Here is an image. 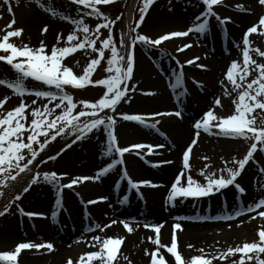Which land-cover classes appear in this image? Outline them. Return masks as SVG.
<instances>
[{
    "label": "snow or ice",
    "instance_id": "6c2138e0",
    "mask_svg": "<svg viewBox=\"0 0 264 264\" xmlns=\"http://www.w3.org/2000/svg\"><path fill=\"white\" fill-rule=\"evenodd\" d=\"M7 4L9 0H4ZM37 5L46 13L53 17L59 16L63 21L70 23L71 30L66 35L58 32L56 34V42L50 47L41 41L39 47H31L28 44L17 46L10 41L13 37H22L23 29L7 31L15 23L13 20L6 26V34L0 39V52L5 54L0 55V61L11 66L15 75L10 79L0 78V85L6 86L14 94L20 97V102L12 109L2 112L0 111V189H3L9 182H14L24 173L30 174V182L25 187L21 194L15 195L9 204L4 205V210L0 211V217L6 215L13 205L17 207V211L32 218H47L44 213L35 211H25L18 203L23 199V194L28 193L34 185L45 183L52 186L56 192V199L51 210L52 220H56L60 211L63 209L62 194L65 189H72L74 186L88 180H98L101 176L107 174L111 169L118 165H124V156L130 152H136L137 155L141 151L148 149L146 155H152L157 148H163L164 145H150L144 143H135L128 146H121L118 142L116 133L117 119L114 115H109L105 112L108 110L111 113L116 112L117 106L122 102H130V93L135 92L136 86L129 87V83L133 79L135 68V47L137 44L144 45L149 50L159 48L164 42L170 41L173 38L187 37L190 33L205 34L210 27V19L215 17L219 24L226 25L231 22V18H222L214 9L221 6L224 0H199V3L204 6V9L192 18V22L184 30H173L151 37L147 34L139 32L145 17L148 14L149 8L156 0H143V6L140 9V18L136 22L135 27L131 28L132 35L127 44L126 55H121L113 38L112 28L116 21L121 17H116L115 20L109 19L101 10V5H107L113 0H70V3L77 6H83L88 9L78 18L65 14L59 11L51 4V0L46 3L44 0H35ZM258 4L264 7V0H258ZM237 9L243 10L242 4L236 5ZM171 10V9H170ZM9 13L12 8H8ZM77 12L80 8L76 9ZM85 16H95L101 22L95 24L94 28L90 27L85 22ZM258 24L264 26V15L259 17ZM108 30L107 38H102L101 30ZM48 26L42 28V34L47 32ZM258 28L256 25L248 27L242 37V63L237 60H232L225 72V79L232 85V92L236 96L232 99L233 110L231 114L218 115L213 107L204 111L199 119H196L193 124L195 130L191 142L187 145L182 153V168L175 175L174 180L170 183L166 202L174 204L180 198L196 199L210 197L218 192L234 186L238 193L245 194L246 190L237 182L238 177L245 170L249 161L254 159V154L257 151L264 152V127H256L254 119L250 118L253 109L259 108L264 110V63H259L253 58L254 52L258 57L264 58V50L259 47H252L250 34H256ZM99 41V46H98ZM120 45L125 46L123 38L120 39ZM192 47L191 44H184L177 49L179 52H184ZM83 50L87 55L95 54L88 59L82 71L78 74L74 72L73 67L65 63L66 58L71 57L78 51ZM105 50L110 51V57L107 58V67L105 72L107 75L101 79H93V74L97 67L105 59ZM200 57H195L187 61L188 65L195 64ZM76 66H79V61H74ZM179 66V71L171 69L170 72L174 76V80L169 84L170 88L177 89L184 87V65L179 60L176 61ZM204 69L205 65H198ZM255 72L256 75L251 80L247 78ZM39 82L40 86L29 88L26 84L28 79ZM197 87L203 85L194 81ZM224 85V81H220ZM103 86L105 91L94 102L79 101L83 107L79 111L77 102L66 91L68 86L75 89H83L86 86ZM186 91V89H185ZM185 91H178L177 98L183 96ZM144 95H154L153 92H145ZM224 94L231 96L227 86H224ZM25 96H33L30 103H26ZM8 97L0 100V108L6 102ZM38 101L43 103L38 104ZM51 105V106H50ZM220 97H215L214 107H221ZM182 117L179 110L174 112H154L151 114H128L121 113L120 119L123 121L137 122L145 128H150L159 131L157 125L159 120L157 117L162 116ZM155 120L154 123L149 122ZM218 129L216 135L228 138H244L253 139L254 142L250 145L246 155L242 159L237 160L232 158L231 163L238 167H229L228 161L224 162V167L216 171H210V165L204 164L199 170V175L203 177V183L193 178L191 175L190 153L193 146L197 144L200 131L211 133L213 129ZM101 131L105 135V149L102 155L106 157L117 158L111 159L110 163L98 168L95 175L70 177L68 183H62L67 173H58L57 171H48L40 173L33 171V166L46 164L49 161H55L67 148L72 144L80 141L88 136L89 133ZM25 133H27L25 137ZM73 136L71 143H67L65 148L61 149L60 153L48 156L47 159H38L40 154L45 150L46 146L55 141L60 136ZM163 135V134H162ZM43 138V140H41ZM38 146V147H36ZM27 151L28 155H25ZM30 156V158H29ZM207 160V157H202ZM165 164H171L173 161H165ZM160 167L163 165H153ZM264 173V167L260 169ZM121 179L126 180L130 186V190H135L140 194L142 186L157 188L161 185L154 184L150 180L133 181L128 175L126 166L122 170ZM119 180L116 186L119 185ZM264 188V185L261 186ZM4 193L0 191V196ZM107 197H99L96 200H90L88 204H97L106 200ZM128 201V196H124L123 202ZM245 213H255L249 217L254 220L257 217L264 219V197L257 201L248 204L243 209L237 207L231 212L226 213L221 217H211V219L232 220ZM90 218V217H86ZM177 219H191V217H177ZM129 233L134 231V228L125 220L120 221ZM116 220H111L107 225L96 223L95 229L104 231L106 228L116 224ZM243 221H241V224ZM240 226L239 224L237 225ZM145 228H151L155 233V239H148L156 245V248L149 252L145 249V255L151 257L150 264H168L160 249H166V252L174 257L175 264H185L181 253L178 251L177 230H182V225L176 223L173 226L171 244L162 245L160 230L161 225L148 224L145 222ZM231 227V225H229ZM86 231H93V226L89 225ZM124 240L121 238L92 236L88 242L90 247H99L98 251H88L82 253L76 264H92L93 261H98L99 264H115L118 259V253ZM189 247H192L189 245ZM43 250L49 252L54 251V245L51 242L34 243L31 241L19 242L13 251H0V262H8V264H18V259L23 250ZM204 252L203 249L200 250ZM240 254L239 260L233 259L232 264H264V225H261L258 231V240L253 242H245L242 246L228 248L226 251H220L219 256L212 254L211 259H206L205 255H197L191 258L190 264H213L214 259L228 260ZM159 257V258H158ZM66 264H74L72 258H68Z\"/></svg>",
    "mask_w": 264,
    "mask_h": 264
},
{
    "label": "bare ground",
    "instance_id": "6f19581e",
    "mask_svg": "<svg viewBox=\"0 0 264 264\" xmlns=\"http://www.w3.org/2000/svg\"><path fill=\"white\" fill-rule=\"evenodd\" d=\"M136 3L137 0L132 1L127 19L135 9ZM226 3L217 6L216 9L222 12L224 18H231V22L221 25L218 21L212 22L211 20L209 30L204 38L199 37L198 33H190L189 39H192L191 42H193L190 49L179 52L177 49L182 45H173L172 48L166 49L161 54L158 53V59L153 64L149 59L142 57L138 59L139 73L145 78L144 81H147L146 89L149 88L155 94L144 95L145 92H142L141 87L139 88V95L126 104L135 109L136 113L141 114L161 111L174 112L176 110L181 111L183 114L181 118L172 116L160 119L157 125L159 131L145 128L142 125L132 127L131 125H122L118 128L117 133L122 142H130L126 146L144 143L154 146L163 144L164 147L155 149L152 155H146L148 149L142 150L140 155H137L135 151L126 154L124 156L125 164L118 165L119 173L115 177L114 174L107 173L101 176V179L85 185L80 183L75 188L77 193L81 195L80 198L73 191L65 189L62 194L65 205H63V209L55 221L49 215L53 209L54 199H56L54 188L48 186L42 189L40 193L36 194L32 202L25 206L42 209V212L46 213L47 218L52 221L29 219L27 216L22 217L17 211L15 214L16 221L8 223L0 229V245L10 247L15 243L17 245L18 242L26 241L37 244L51 242L55 250L51 252L47 249L27 250L24 253L28 254V257L23 261L21 257L20 263L61 264L60 260L63 256L64 259L66 258L64 264H66L68 258H72L74 262L79 259L82 253L98 251L99 247H90L88 242L92 236H100L102 238L123 239L122 249L129 255L133 264H150L151 257L145 255V249L152 248L154 250L156 248V245L148 239L149 237L155 239L156 233L151 228H145V222L161 225V244L168 246L171 244L174 224L180 223L182 225V230H177L176 235L178 238V251L181 253L185 264H190L191 258L197 255L207 254L205 255L206 259H211L213 253L219 256L220 251H226L230 247L235 248L236 246L233 245H237L241 239L258 240V231L260 226L264 225V219L257 217L250 220L249 217L255 215V213H245L232 220L211 219V217L224 216L237 207L243 209L248 204L253 203L254 200L257 201L259 198L264 197V188L261 187L264 185V173L262 172L256 173L255 170L249 169L242 174L245 194H240L238 191H232L228 188L219 195L204 197L201 200L180 198L174 204H170L164 199L165 191H169L170 183L182 168V157L179 160L178 150L183 146L184 151L191 142L195 132L193 128L194 121L199 119L200 114L208 110L205 108L212 107L215 97H220L223 106L233 107L231 96L224 94V87L220 83L222 81L220 69L223 63L234 55L236 49L243 47L241 28L253 21L256 13L264 10V7L258 4V0H235L231 5ZM0 4L2 5V1ZM237 4H242L244 9H237ZM226 5L229 8H226ZM179 7L173 13L160 15L152 19L148 26L152 33H160L169 27L185 26L190 21V14L197 7V3L193 1L190 4H181ZM53 20V16H50L40 7H36L34 13L25 15L23 22L26 28L25 38L29 36L39 40L48 39V34L44 36L37 33L34 26L42 21L46 23ZM43 25L45 24H42L41 27ZM53 38H55V35ZM224 43L228 45L225 49L222 47ZM235 44L238 45L237 48ZM198 48H205L206 53H198ZM191 54L193 55L192 58L189 57ZM197 56L200 57L199 61L192 65L187 64L188 60ZM176 59L184 63V75L189 77L192 85L190 83L188 85L193 86L194 95L191 94L186 98L181 96L179 102L173 103L167 96L164 81L169 82L174 79L170 70L174 69L173 65ZM198 65H205L206 68L202 69ZM159 70H163V72L160 73ZM192 72L195 78L190 77ZM0 76L4 77L3 72L0 73ZM194 81L200 82L203 87H197ZM186 94L189 95V93ZM151 110L153 112H150ZM150 122L154 123L155 120ZM217 131L218 129L215 128L211 133H205L201 130L198 142L193 146L190 153L191 175L201 183H203V177L198 173L204 164L210 165V171L217 170L222 157H230L236 152L237 139L216 135ZM69 150H65L61 155L63 157L58 162L52 163L58 167L59 173H67L68 179L78 177V172L84 174L94 172L95 175L97 166L101 162L110 159V157L99 154L97 148L92 145L83 148L80 152L71 153ZM69 155H71V158L67 157ZM113 157H116V155L114 154ZM202 157L208 159L205 160ZM165 161H173V163L165 164ZM153 165L163 166L154 167ZM125 166L128 175L131 179L134 178L133 181L136 179H140V181L150 180L161 186L157 188L148 187L142 189V191L140 189V193L143 194L142 198L139 193L134 191L129 201L122 203L121 198L127 195V182H119L118 186H116V182L118 180L126 181L121 179L122 170ZM228 166L233 167L231 162ZM82 175L80 174V176ZM111 178L117 179L108 182ZM67 182L69 180L65 183ZM96 193L99 195L96 196ZM91 194H95V197H86ZM100 196H106L107 199L98 205L87 203L90 199ZM177 217H191V219H177ZM111 220H116L117 223L104 231L94 229L86 233L83 230V226L87 228L89 225L93 226L96 223L103 226L109 224ZM125 220L134 228L132 233H129L120 222ZM241 221H243L242 224ZM189 245L192 247H189ZM201 249L204 250L203 253H201ZM160 252L164 255L168 264H175L174 257L167 253L166 249L161 248ZM24 253L21 254L24 256ZM119 253L121 254V252ZM237 256L238 254L226 261L219 259L221 262L214 259L213 264H232V260L237 259ZM92 264H99V262L93 261Z\"/></svg>",
    "mask_w": 264,
    "mask_h": 264
},
{
    "label": "rangeland",
    "instance_id": "374dc122",
    "mask_svg": "<svg viewBox=\"0 0 264 264\" xmlns=\"http://www.w3.org/2000/svg\"><path fill=\"white\" fill-rule=\"evenodd\" d=\"M2 1V5L0 4V39H2V37L6 34V26L9 25L13 20L15 21L14 24H12L11 28H7V31H12V30H16V29H23V35L22 37H13L10 38L11 43L17 45V46H23L24 44H28L31 47H39V44L41 41H44V43L46 45H48L49 47L51 45H53L56 42V34L58 32L66 35L68 31L71 30V25L69 22L67 21H63L59 18V16L57 17H53V21L49 22L47 21L46 23H44V21L39 22L37 24H35L34 26V30L37 33H41L42 34V28L47 25L48 26V30L47 32L43 33L42 35L46 36L48 34V39H36V38H32V37H26L25 38V34H26V28L24 26V20H25V15H31V13H34L36 10V7H39L37 5V3L35 2V0H9V3H5L4 0H0V2ZM133 0H113V2H110L107 5H101L100 6V10L109 17V19L111 20H115L116 17H121L120 20L116 21V23L114 24L113 28H112V33H113V38L114 41L116 43V46L119 49V52L121 55H126L127 52V44L130 41V37L132 35H134V33H132L131 28L135 27L136 22L139 21L140 18V9L143 6V0H137L135 9L133 10V12H131V16L128 17L127 19V13L129 10L130 5L132 4ZM193 1H196L197 3V7L191 12V18L190 21H188L186 23L185 26L182 25V27H169L164 29L163 31H161L160 33H152V31L150 30L149 26V22L154 19L159 17L160 15H164V14H170L173 13L175 11V9H179V5H185L186 3L190 4ZM235 0H226L224 1L227 5H231L233 4ZM44 2L47 3L49 2V0H44ZM136 2V1H135ZM51 4L53 6H55L59 11L64 12L65 14L74 16V17H79L82 13L87 12L88 9L83 8V6H77V5H73L70 3V0H51ZM226 5V8H229V6ZM225 6V5H224ZM11 7L12 8V12L9 13L8 8ZM80 8V11L77 12L76 9ZM217 7H215V11L222 17V12H220L219 10L216 9ZM223 8V6H222ZM171 9V10H170ZM204 9V6L202 4L199 3V0H156V2L149 8L148 10V14L145 17L144 23L142 24L141 28L139 29V32L142 34H147L153 38L158 37V35L166 33L168 31H173V30H184L186 28V26L188 27L189 23L192 22V16L199 14V12H201ZM225 9V7H224ZM261 15H264V10L260 11L259 13H256V16L254 18L253 21L249 22L247 25H244L241 28V34L243 35V33L247 30L248 27H251L253 25H256L258 28V32L256 34H250V40L252 41V47H259L261 50H264V26H260L258 24L259 21V17ZM51 16V15H50ZM213 19H210V21L212 20V22L217 21L215 17H212ZM85 22L89 24L90 27L95 26L96 23L101 22L98 18H96L95 16H85L84 17ZM42 24H45L42 26ZM58 24V25H57ZM61 28V29H58ZM49 32V33H48ZM243 32V33H242ZM108 30H101V37L102 38H107L108 36ZM206 34V33H205ZM205 34H197L199 37L204 38V36H206ZM55 35V38H53ZM190 35V34H189ZM189 35L187 37H181V38H173L170 41H166L164 42L159 48H153L151 50H149L148 48H146L144 45L141 44H137L135 47V68H134V73H133V79L132 81L129 83V87L131 88L132 86H136V91L133 93H130V100L133 98H136L139 95V88L142 87V92H151V90L148 88L146 89L147 85V81H144L145 78H143V76L139 73V66H138V59L139 57H142L144 59H150L151 63L153 64L155 60L158 59L157 54H161V52L166 51V49L168 48H172L173 45H177V46H181L183 44H193V42H191L192 39H189ZM241 35V37H242ZM123 38L125 41V46H121L120 45V39ZM127 41V42H126ZM176 41V42H175ZM178 42V43H177ZM98 46H99V41H98ZM227 43L222 44V47L225 49L227 48ZM236 48L238 47L237 44H235ZM204 52L206 53V49L205 48H198V53ZM5 53L0 52V55H3ZM234 55L231 56L229 59H227L223 65L221 66L220 69V76L222 77V81H224V86H227V89L231 92V99H233L236 96L235 92H232V85L230 84V82H228L225 79V72L227 70V67L230 65V62L232 60H237L238 62L242 63V48L240 49H236L235 52L233 53ZM95 54L93 53H89L86 55L85 52L83 50L78 51L77 53L73 54L71 57L66 58L65 63L69 66L73 67L74 72L76 73H80L83 69V67L86 65L88 59H90L92 56H94ZM192 54L189 55L190 58H192ZM252 56L254 59H256L259 63H264V58L258 57L254 52L252 53ZM110 57V51L109 50H105V59L102 60L101 64L97 67V69L95 70L94 74H93V79H101L104 78L107 73L105 72V68L107 67V63L106 60L107 58ZM79 61V66H76L74 61ZM178 60V59H176ZM182 61V59H181ZM174 69L178 70V68L176 67V64L174 63L173 65ZM201 70V69H198ZM3 72L4 77L0 78H6V79H10L12 77H14L15 73L13 71V69L11 68V66L7 65L5 62L0 61V73ZM159 72H163V70H159ZM185 73V72H184ZM256 75L255 72H252V74L247 78L248 80H251L252 78H254ZM190 77L195 78L193 72L190 75ZM188 78V79H187ZM174 80V79H173ZM173 80L171 81H164V85L166 87V93H168V97L171 100V102L174 103V101L176 99H181V97L177 98L176 93L178 91H188L189 95H183L184 98L190 96L191 94L194 95L193 93V86H191L192 84L189 81V77H184V87L183 88H177V89H173L169 87V84L173 82ZM188 83H190L191 85L189 86ZM26 84L29 88L31 87H36V86H40L39 82H36L32 79H28L26 81ZM102 87L103 86H86L83 89H75L71 86H68L66 88V91L71 94L74 98V102H77V109L75 111H79L83 106L79 104V101H90V102H94L95 100H93L92 98V93L94 92V90L96 91H102ZM104 88V87H103ZM105 90V89H104ZM147 90V91H146ZM185 91V92H186ZM11 95H10V94ZM141 94V92H140ZM5 97H8V99L6 100V102L3 104L2 108H0V111L5 112L12 109L13 107L17 106L20 102V97L16 94H14L11 90H9L6 86L0 85V100L4 99ZM32 99H35V97L33 96H25L24 100L26 103H30ZM43 103L42 101H38V104ZM127 102L122 101L116 108V112L115 113H111L108 110L105 111L107 114L109 115H114L116 116L117 119V124H116V133L118 132V128L122 125H131L132 126H136L133 123H129L128 121H123L122 119H120V114L121 113H128V114H135V109L130 108L129 105L126 104ZM222 105V102H221ZM51 106V105H50ZM212 107L213 110L216 113H219L221 115H227V114H231V111L233 110V107H228V106H221V107H214V103H212ZM208 109V108H205ZM157 110V109H156ZM150 112H153L152 110ZM168 112V111H165ZM182 113V112H181ZM137 114V113H136ZM141 114V113H138ZM147 115V113H142ZM149 114V112H148ZM183 114V113H182ZM173 116V115H172ZM172 116H162L161 118H159L158 120L162 119V118H170ZM202 116V114L199 115L198 118H200ZM176 117V116H173ZM250 118L254 119V125L256 127H264V110H261L259 108H255L253 109L252 113L250 114ZM157 119V118H156ZM152 121V120H150ZM128 122V123H127ZM154 122V120H153ZM138 126V125H137ZM27 133H25V137H26ZM117 137H118V142L120 145L122 146H126L128 143L130 142H122L121 138L119 136V134L117 133ZM74 137L69 135V136H60L57 137V139L51 143H49L45 150L40 154V156L38 157V159H47L48 156H52V155H56L57 153L61 152L62 148H65V145L67 143H71L72 139ZM105 135L103 134L102 130L101 131H95L93 133H89L88 136L80 141H77L75 144H72V146L70 148L69 151L71 153L73 152H80L83 148L92 145L95 146L99 152V154H102L103 150L105 149L106 145H105ZM237 139V144L235 146V153L232 154V156L230 157H222L219 161V167L218 169H221L224 167V162L228 161L229 163L232 161V158L235 157L237 160L242 159L244 157V155H246L247 150L249 149L250 145L254 142L253 139H244V138H236ZM41 140H43V138H41ZM147 141V140H145ZM59 142H62L61 144L57 145ZM153 142V140H152ZM161 145V144H159ZM38 147V146H36ZM183 146H181V148L178 150V158L179 160L181 159V154L183 152L182 149ZM66 149V150H67ZM65 152V151H64ZM63 152V153H64ZM63 153L61 155H63ZM25 155L27 156L28 153L27 151H25ZM59 156L58 160L55 161H49L46 164H40L38 167L37 166H33V171H39L41 174L44 172H48V171H57L59 173V170L57 166L53 165V162H58L63 156ZM68 158H71V155L67 156ZM30 158V156H29ZM116 158V157H110V159H108L107 161H103L101 162L97 167L100 168L102 166H104L105 164L111 162V159ZM152 163V162H151ZM228 163V164H229ZM231 165H233V167H238L237 165H234L233 163H231ZM264 167V152L261 151H257V153L254 154V159L249 161V163L246 165L245 170L241 173V175L238 177L237 182L242 186L243 180H242V174L249 170L252 169L255 170L256 173H261L260 169ZM97 168V169H98ZM254 168V169H253ZM116 169V168H115ZM211 171H216V170H211ZM119 173V170H116L115 172H113L114 177ZM80 174H83L82 176H93L94 172L92 174H84V173H80L78 172V176H80ZM139 177V176H137ZM67 180H69L67 177L64 178V180L62 181V183H65ZM94 180H88V181H84L83 184L85 185L86 183L92 182ZM30 182V174L29 173H24L22 174L20 177L17 178L16 181L14 182H9L8 185L6 187H4L3 189H0V191H2L3 193H6V189L10 188L8 195L7 194H3L2 196H0V211L4 210V205L9 204L10 201L15 197V195L21 194L23 189L25 187L28 186ZM204 182V181H203ZM68 183V182H67ZM79 185V184H78ZM74 186L72 189H66L69 191H73L75 193V195L77 197H81V195L79 193H77L76 189L77 186ZM50 185L45 184V183H39L37 185H34L31 190L28 193H24L23 194V199L21 201H19L18 203L23 206V208L25 209V211H35V212H42V209L39 208H34L31 206H25L28 203H31L32 200L34 199V197L36 196V194L40 193L42 191V189H45L46 187H48ZM146 189L148 187H145ZM232 191H236L237 189L234 186H230L229 187ZM228 189V188H227ZM222 190V192H224L225 190ZM54 193L55 190H53ZM65 192V190L63 191ZM222 192H218L216 195H219ZM163 193V192H162ZM8 197H7V196ZM99 195L96 193V196ZM168 195V191L166 190L164 193V199L166 200ZM7 197L4 202L2 203V200L4 199V197ZM95 197V194H91L89 196H86L88 198L91 197ZM218 197V196H217ZM53 198V197H51ZM55 198V197H54ZM95 199V198H94ZM202 199V198H200ZM55 200V199H54ZM96 200V199H95ZM255 202V200L253 201ZM55 203V202H54ZM53 203V206H54ZM63 205L64 202H63ZM52 206V208H53ZM17 213V207L15 205H13L11 207V210L4 216L0 217V229L3 228V226H5L8 223H13V221L15 220V214ZM46 214V213H44ZM192 214V213H191ZM191 214H189L190 216H192ZM21 215V214H20ZM50 215V214H49ZM22 217H25L23 215H21ZM48 217V216H47ZM194 217V216H192ZM48 220H50L49 218H46L45 222H49ZM51 221V220H50ZM157 222V221H156ZM61 224V223H60ZM156 225H158V223H154ZM86 227L83 226V230L88 233V231L85 230ZM93 229L94 225H93ZM243 241L246 242H253V240L250 239H241L237 245H233V246H242L243 245ZM19 243V242H18ZM245 243V242H244ZM16 243L13 246L10 247H6L3 245H0V251H13L15 249ZM123 246V245H122ZM121 246L120 249V253H118V259L115 262V264H133V261L130 260L129 255L125 252V250L123 251ZM170 246V245H169ZM149 252H151V250H153L152 248L148 249ZM27 250H23L22 252L24 253ZM24 253L20 255L19 259H18V264H22L20 263L21 257H22V261L23 259L25 260L28 257V254ZM240 258V254H238L237 259L239 260ZM264 258V257H262ZM63 260V261H62ZM66 258L64 259L61 258L60 262L61 264H64ZM217 261H220L219 259H216ZM78 260H75L74 263L76 264ZM221 262V261H220ZM0 264H8V262H0Z\"/></svg>",
    "mask_w": 264,
    "mask_h": 264
}]
</instances>
